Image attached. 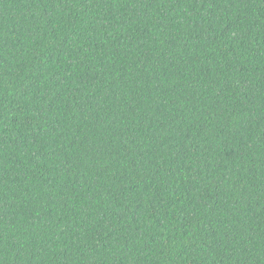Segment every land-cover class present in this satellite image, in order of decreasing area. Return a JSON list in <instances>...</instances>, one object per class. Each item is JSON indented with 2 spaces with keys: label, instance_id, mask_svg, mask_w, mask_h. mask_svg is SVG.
I'll list each match as a JSON object with an SVG mask.
<instances>
[{
  "label": "trees",
  "instance_id": "trees-1",
  "mask_svg": "<svg viewBox=\"0 0 264 264\" xmlns=\"http://www.w3.org/2000/svg\"><path fill=\"white\" fill-rule=\"evenodd\" d=\"M0 264H264V0H0Z\"/></svg>",
  "mask_w": 264,
  "mask_h": 264
}]
</instances>
